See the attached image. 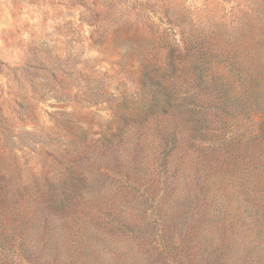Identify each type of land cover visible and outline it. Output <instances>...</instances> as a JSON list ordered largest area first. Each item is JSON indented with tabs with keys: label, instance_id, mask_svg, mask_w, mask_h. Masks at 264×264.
<instances>
[{
	"label": "rangeland",
	"instance_id": "rangeland-1",
	"mask_svg": "<svg viewBox=\"0 0 264 264\" xmlns=\"http://www.w3.org/2000/svg\"><path fill=\"white\" fill-rule=\"evenodd\" d=\"M189 38L264 63V0H0V184L62 190L83 169L91 185L75 211L49 216L74 264H200L204 242L250 239L231 175L181 131L161 162L160 129L181 117L143 111L147 78L192 61L176 44ZM175 73L179 99L192 73ZM123 175L160 188L161 213L127 200Z\"/></svg>",
	"mask_w": 264,
	"mask_h": 264
},
{
	"label": "trees",
	"instance_id": "trees-1",
	"mask_svg": "<svg viewBox=\"0 0 264 264\" xmlns=\"http://www.w3.org/2000/svg\"><path fill=\"white\" fill-rule=\"evenodd\" d=\"M176 44L192 61L182 69L171 66L168 75L147 78L153 91L143 111L148 114L157 109L181 117L170 128L160 129V145H164L160 161L179 142V131L203 143L201 148L215 158L217 172L232 177L238 208H242L236 215L237 228L244 213L252 234L242 248L237 242L231 248L223 239L213 246L204 242L200 264H259L258 257L264 252V63L254 54L215 48L198 38ZM178 69L190 71L188 81L193 83L179 99L173 95L178 84L172 77ZM78 169L69 170L62 190L45 184L23 189L0 184V264H74L71 254L52 241L49 216L63 223L66 215L75 211L83 188L91 185L83 169ZM120 187L127 200L155 203L154 211L161 213L157 198L162 194L157 186L123 175ZM28 193L34 195L33 207L27 202ZM35 225L38 227L33 229ZM183 240L172 238L169 252ZM159 241L166 249L163 236Z\"/></svg>",
	"mask_w": 264,
	"mask_h": 264
}]
</instances>
